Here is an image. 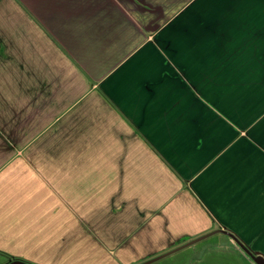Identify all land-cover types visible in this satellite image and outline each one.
Segmentation results:
<instances>
[{
    "label": "crops",
    "instance_id": "0c3cea01",
    "mask_svg": "<svg viewBox=\"0 0 264 264\" xmlns=\"http://www.w3.org/2000/svg\"><path fill=\"white\" fill-rule=\"evenodd\" d=\"M200 4L0 0V264L264 255V0Z\"/></svg>",
    "mask_w": 264,
    "mask_h": 264
},
{
    "label": "rangeland",
    "instance_id": "374dc122",
    "mask_svg": "<svg viewBox=\"0 0 264 264\" xmlns=\"http://www.w3.org/2000/svg\"><path fill=\"white\" fill-rule=\"evenodd\" d=\"M209 1L210 0H201L200 8L202 9V12L205 14H212V7L210 9H205L206 6L209 5V4H207V3H209ZM206 26H207L206 23L201 24L202 28H205ZM248 115H251V114H248ZM218 238H224V240H226L227 237L224 235H220V234L214 235L213 237L210 236L206 239L198 241L197 243H195L193 245H190L186 248H183V249H181V250H179V251H177L171 255H168V256H166V257H164L158 261H155L151 264H221V262L219 260H217V261L212 260V249H216L218 247V245H221V244H217ZM239 248H240V246H239ZM241 251L244 252L242 249H241ZM78 255H80V254H78ZM102 260H104V259L98 260L95 264H107V262H104ZM129 261H131V262H129ZM139 261L140 260H138V261L126 260L125 263L137 264V262H139ZM3 263L8 264L6 262V260H3ZM32 263L36 264L37 262L36 263L32 262ZM223 263L224 264H235L234 261H231V262L226 261ZM37 264H39V263H37ZM238 264H240V263L238 262Z\"/></svg>",
    "mask_w": 264,
    "mask_h": 264
},
{
    "label": "water",
    "instance_id": "95a60500",
    "mask_svg": "<svg viewBox=\"0 0 264 264\" xmlns=\"http://www.w3.org/2000/svg\"><path fill=\"white\" fill-rule=\"evenodd\" d=\"M215 233H226L228 234L229 236H231L234 241L240 246V248L248 255L250 256V258L256 263V264H264V255L259 253V252H255L253 251L248 245H246L244 242H242V240H240V238H238L232 231L226 229V228H216L215 230L213 231H210V232H207L206 234H203L197 238H194V239H191V240H188L187 242H184L170 250H168L167 252H164L158 256H155L141 264H150L152 262H155L163 257H166L168 255H171L183 248H186L190 245H193L195 243H197L198 241H201ZM8 264H29L27 262H24V261H21V260H15V261H12Z\"/></svg>",
    "mask_w": 264,
    "mask_h": 264
},
{
    "label": "flooded vegetation",
    "instance_id": "af4514ba",
    "mask_svg": "<svg viewBox=\"0 0 264 264\" xmlns=\"http://www.w3.org/2000/svg\"><path fill=\"white\" fill-rule=\"evenodd\" d=\"M170 249H172V248H170ZM170 249H168V250H170ZM168 250H166V251H164V252H167ZM164 252H161V253H159V254H154V255H150V256H147L145 259H142V260H140L139 262H137V264H141V263H143V262H145V261H147V260H149V259H151V258H153V257H155V256H158V255H160V254H162V253H164ZM164 258V257H163ZM162 259V258H161ZM160 260V259H159ZM158 261V260H157ZM153 263V262H152ZM151 264V263H150Z\"/></svg>",
    "mask_w": 264,
    "mask_h": 264
}]
</instances>
